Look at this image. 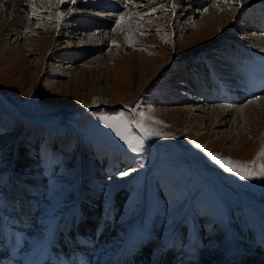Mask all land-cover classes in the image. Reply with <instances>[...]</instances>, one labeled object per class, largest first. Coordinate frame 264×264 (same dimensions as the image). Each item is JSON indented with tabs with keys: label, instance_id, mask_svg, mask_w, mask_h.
<instances>
[{
	"label": "rangeland",
	"instance_id": "374dc122",
	"mask_svg": "<svg viewBox=\"0 0 264 264\" xmlns=\"http://www.w3.org/2000/svg\"><path fill=\"white\" fill-rule=\"evenodd\" d=\"M151 1L154 6L139 8L136 14L142 16L131 23L138 36L123 30L124 50L113 42L96 51L88 48L117 30L116 21L97 18L103 13L117 16L110 10L113 6H107L110 2L97 7L87 0L82 4L58 0L53 12L42 3L25 4L21 18L32 28L20 33L6 30V21L0 20V101L13 111L0 102V194L10 198L24 192L30 198L26 191L33 187L42 193L39 201L59 212L73 208L81 194L106 212L119 203L124 226L132 227L144 211V223L168 236L182 225L187 240L203 236L206 244H195L196 251L206 246L200 251L208 258L221 252L228 240L232 242L234 230L239 229V246L253 245L261 260L256 258L255 263L263 264L264 216L259 211L264 214V177L241 179L209 153L258 171L264 164V124L238 133L226 124L209 125L203 120L206 112L193 110L204 97L192 100V83H197L193 75L199 71L207 75L214 69L228 77L231 69L226 63L218 64L220 60L232 65L255 54L247 43L251 36L262 34L259 25L250 23L252 13L243 11L238 0H216L200 7L176 0L182 12L172 1ZM204 17L210 24L201 33L197 24ZM113 50L114 59H96L101 52ZM101 75L109 77L107 83H100L104 103L89 110ZM140 112L145 115L138 116ZM120 113L143 120L159 135L143 131L141 135L132 125V133L144 140L140 151H132L102 119ZM126 171L130 174L121 175ZM199 172L246 201L233 212L235 227L222 199ZM144 230L150 236L146 226ZM196 258L194 264H201Z\"/></svg>",
	"mask_w": 264,
	"mask_h": 264
},
{
	"label": "bare ground",
	"instance_id": "6f19581e",
	"mask_svg": "<svg viewBox=\"0 0 264 264\" xmlns=\"http://www.w3.org/2000/svg\"><path fill=\"white\" fill-rule=\"evenodd\" d=\"M67 1L70 0H65V3ZM83 1L85 0H76L77 3L81 2V4ZM87 1L88 5H96L97 7L105 6L106 2L113 3H107V6H113V8L110 7V10H113L115 13L112 14H116L117 16L103 13L97 17L102 21H116L117 23L121 16L124 17L120 26H117V30L112 32V34L116 36L105 35L104 38H98L97 42H94V40L88 44L90 51H96L98 47L101 45L105 46L106 43L109 42L115 43L124 50L127 44V42H125L124 33L127 31L132 35L138 36V28L131 23L139 16H142V14H136L141 12L139 8H145L144 10H147L154 6V1L151 0H147L148 3H146V0ZM159 1L160 4L167 1L173 2V0ZM188 1L195 4L197 7H200L199 5L201 4H209L212 1L216 2V0ZM238 1L243 11L246 12L249 10L252 13L250 23L256 26L258 24L259 32L262 33L261 35L251 36V39H249L247 43V45L253 48L255 54L253 53L248 57H246V55L245 61L239 59L238 63H232V65L227 61L223 62L216 59V62L219 61L218 64L221 66L223 63L229 66L232 72H227L228 77L225 72L218 73L217 70L214 69H210L211 73L207 75L199 71L192 77V79L195 78L194 81L197 80V83H192L195 88L192 95L195 98L192 100L199 101V98L204 97V103L201 101L200 104V101H196L197 104L201 106L193 110L206 112L203 120L209 122V125L223 126L226 124L234 133H238L240 129V131L251 127V129H256L260 127L259 124H264V0ZM34 2L39 4L42 3L41 6L43 4L47 5V8L52 12L54 9H57L56 5H58V0H56V2H54V0H0V3L3 4L0 10V20L6 21L4 23L5 29H9V31L12 32L20 30L18 31L19 33L24 30L25 27L31 30V25L23 23L26 18L22 19L21 17L25 4H35ZM175 2L177 3L179 1L175 0ZM34 10L37 12L38 9ZM176 10L182 12L183 9L176 7ZM119 11H123V13H119ZM184 11L187 12V10ZM187 15L188 14H182L184 17ZM232 16H234V14ZM84 17L88 16L84 15ZM113 17L116 19L112 20ZM206 19L207 18L204 17L197 24V29H199L201 33L204 31L203 29L206 23L210 24ZM170 20H172L171 17ZM1 25L0 23V29ZM85 26L88 25L84 23V28ZM120 30H122V32H120ZM123 30L125 32H123ZM89 38L91 40L93 37L89 36ZM84 49L85 48H83V50ZM115 53L114 50L104 53L101 52L96 59L98 58V61L104 59L110 61L114 59ZM132 54L130 55L131 58L134 57ZM69 67L72 68V66ZM69 67L67 69H69ZM243 67H245V69ZM250 77L251 79L249 80ZM107 81H109L108 76L101 75L99 77L96 86V100L92 102L93 107H98L104 103L102 102L104 101L102 92L103 86H101L100 83H107ZM201 93L204 94L201 95ZM2 104L5 105L11 113L13 112L9 105L5 103ZM203 108L206 109L204 110ZM74 114L79 116L83 113L76 112ZM71 116L73 117L76 115L71 114ZM24 120H28V118ZM32 123H35V121H32ZM229 133L228 135H231ZM210 134L212 136L215 135L214 131ZM231 140L234 139L232 138ZM240 144L244 146L245 142L242 140ZM243 149L245 148L243 147ZM167 151L172 158L181 160L180 157L173 155L170 149ZM199 174L220 196L226 206L225 208L231 213L230 219L233 223L232 227H235L233 212L237 207L245 206L246 201L242 200L240 197L239 199L233 193V190L223 187L221 185L222 183H216V181H212L211 177L208 176L206 178L202 172H199ZM14 191L17 193L19 189L15 187ZM26 192L29 194L28 196L30 198H27V194L24 192H20L16 197H12L11 194L10 198L12 200L16 198L12 201L14 203L9 201L10 198L0 194V264H32L33 260L39 261V263L34 264H48V262H54L55 264H70L69 261H84L87 264H194L192 252H198V250H195L197 246L193 243V240L197 239L201 243H204V238L200 234L195 235L191 241L183 238L185 236V231L182 226H179L176 236L159 240L161 245H158L157 254L149 257L146 255V250L148 248L144 250L141 249L144 244L150 242L149 237L146 236L143 230L145 225L143 215L131 225L132 227H128V225H123L124 220H122L121 216L117 213V205H114L113 209L107 214L99 209L96 204L89 203L81 194L82 198L76 201V205L73 208H70L68 211L59 212L39 201L42 195L39 189L31 187L27 188ZM259 213L264 216L263 212L261 213L259 211ZM111 222L115 223L113 228L111 227ZM150 231L154 236L161 237L158 230L152 228ZM238 235L241 236V231L235 229L232 242H228V240L225 248L214 257L208 258L207 254L205 255L204 252L200 251L206 248V246H204L199 250V252H201L199 256H195L194 258L197 257V261H202L201 264H256L254 260L257 258L258 252L254 253L253 245L249 243L245 244L244 248L240 247V236L238 237ZM175 252H181L176 261L175 259L177 256ZM239 252H243V254ZM169 258L174 261L168 262L167 259Z\"/></svg>",
	"mask_w": 264,
	"mask_h": 264
},
{
	"label": "snow or ice",
	"instance_id": "6c2138e0",
	"mask_svg": "<svg viewBox=\"0 0 264 264\" xmlns=\"http://www.w3.org/2000/svg\"><path fill=\"white\" fill-rule=\"evenodd\" d=\"M61 3H64L65 0H60ZM71 3H76V0H70ZM175 0H173V7H176ZM60 16L63 17L64 13H60ZM124 20V17L121 16L120 20L117 22V26H120V23ZM138 116L143 117L145 114L143 112L137 113ZM105 125L108 128L113 129L115 133L120 136L132 149L134 152H138L141 150L144 140L140 136H136L131 131V126L135 125L136 128H139L146 135H159V133L154 130L148 128L143 123V120L134 119V118H126L123 113H120L116 116H105L102 118ZM199 147V145L197 146ZM261 155L264 156V152H261ZM209 156L222 168H224L227 172H234L241 179L248 180L252 179L255 176L264 177V164H260L259 170H256V167H249L246 164H241L239 162H234L231 159H221L219 156L213 155L209 153ZM129 172H123L121 175L127 176Z\"/></svg>",
	"mask_w": 264,
	"mask_h": 264
},
{
	"label": "water",
	"instance_id": "95a60500",
	"mask_svg": "<svg viewBox=\"0 0 264 264\" xmlns=\"http://www.w3.org/2000/svg\"><path fill=\"white\" fill-rule=\"evenodd\" d=\"M114 108V107H113ZM122 108H125V109H128V110H130L128 107H122ZM89 110H93V109H97V108H95V107H93V108H88ZM55 117V116H54ZM49 119H52L51 117H49V118H46V120H49ZM134 127H135V125H134ZM136 128V127H135ZM136 131H138L141 135H144L143 134V132L139 129V128H136Z\"/></svg>",
	"mask_w": 264,
	"mask_h": 264
}]
</instances>
